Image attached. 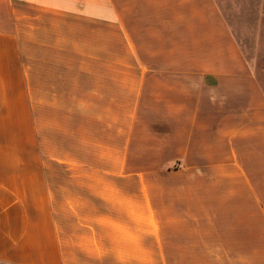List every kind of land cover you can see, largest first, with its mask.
Segmentation results:
<instances>
[{"label": "crops", "instance_id": "obj_1", "mask_svg": "<svg viewBox=\"0 0 264 264\" xmlns=\"http://www.w3.org/2000/svg\"><path fill=\"white\" fill-rule=\"evenodd\" d=\"M0 264H264V83L217 0H0Z\"/></svg>", "mask_w": 264, "mask_h": 264}, {"label": "rangeland", "instance_id": "obj_2", "mask_svg": "<svg viewBox=\"0 0 264 264\" xmlns=\"http://www.w3.org/2000/svg\"><path fill=\"white\" fill-rule=\"evenodd\" d=\"M243 52L264 83V0H217Z\"/></svg>", "mask_w": 264, "mask_h": 264}]
</instances>
